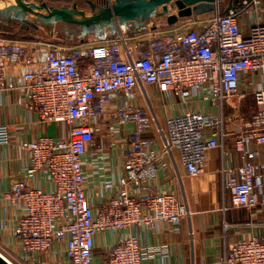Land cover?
<instances>
[{
    "label": "built area",
    "instance_id": "2783aa9c",
    "mask_svg": "<svg viewBox=\"0 0 264 264\" xmlns=\"http://www.w3.org/2000/svg\"><path fill=\"white\" fill-rule=\"evenodd\" d=\"M252 8L255 17L245 25L241 17ZM199 22L179 31L150 26L148 47L139 41L134 51L125 25L116 37L85 50L0 41V92L19 90L42 121L67 128L62 136L44 134L23 142L29 160L24 177L0 196L23 207L14 231L18 250H0L9 262L46 264V255L62 243L70 264H93L101 232L153 227L160 221L180 230L191 215L187 201L172 190L155 191L154 180L164 166L177 171L175 155L189 175L207 172L210 153L221 149L225 154L230 134L243 161L219 167L224 186L234 207L264 210V0H241L227 11L218 4L206 24ZM82 57L91 60L87 68ZM149 84L177 97L181 106L199 107L171 112L163 126L131 97L136 88L147 94ZM249 94L255 110L249 116L234 110L236 126L228 130L226 100ZM203 104L210 108L202 109ZM103 116L125 159L122 175L105 181L110 193L94 209L86 192L85 156ZM128 122L135 128L122 134ZM152 130L159 138L148 134ZM9 140L8 126L0 125V144ZM40 170L53 183L51 190L27 179ZM155 254L168 256L169 247L146 246L131 233L113 242L104 264H144ZM218 263L264 264V235L237 240Z\"/></svg>",
    "mask_w": 264,
    "mask_h": 264
},
{
    "label": "crops",
    "instance_id": "0c3cea01",
    "mask_svg": "<svg viewBox=\"0 0 264 264\" xmlns=\"http://www.w3.org/2000/svg\"><path fill=\"white\" fill-rule=\"evenodd\" d=\"M235 3V0H222L219 2V7L222 11H227ZM171 12L174 13V11ZM191 17L196 21L195 18L199 15ZM254 17L255 10L252 8L241 18L242 22L248 25ZM159 20L161 19L157 18L155 24ZM166 21L164 19L163 25L158 26V29L171 30L181 26L180 21L175 24H169ZM23 24V27L30 26L35 30L40 29V27ZM0 26L9 28L14 25L12 22L8 24L0 20ZM148 31L149 29L128 32L127 43L133 51L139 41L142 46L148 47ZM0 33H2L1 30ZM3 40L6 39L0 36V41ZM82 64L87 68L91 60L82 57ZM7 73L11 75L13 70H8ZM146 90L147 94H144L136 88L131 97L137 104L146 107L150 114L155 115L163 126L171 112L179 113L193 106L199 107L198 103L190 104L191 107L181 106L178 104L177 97L171 93H163L152 84L146 85ZM22 95L17 89L0 92V125L8 126L10 131L9 142L0 144V196L11 189L14 180L24 177V168L29 164V160L27 151L22 146L23 142L44 134L62 136L67 131V128L60 123L42 121L36 112L26 107ZM200 107L204 110L210 108L209 104H203ZM112 122L116 124L114 120ZM234 126L236 122L232 116L231 119H227L226 128L233 130ZM108 127V121L103 116L95 128V141L85 156L86 192L94 209H98L102 198L110 193L104 187L105 181L110 178L118 179L123 173L124 149L115 141L111 134L112 130ZM134 128L135 123L128 122L120 132L129 133ZM148 134L159 138L153 130ZM234 138L232 134L226 136L225 154L221 149L210 153L207 172L197 176L189 175L178 155H175L177 171L170 166L160 169L158 177L153 182V189L174 191L179 199L187 201L191 211V215L182 221L180 230L175 231L170 224L160 221L153 227L142 226L122 231L101 232L96 236L93 264H104L106 252L113 242L120 236L131 233H136L146 246L167 245L169 247L168 256L155 254L146 259L144 264H219V255L237 240L254 235H264V210L234 207L230 190L225 188L223 175L218 170L223 164L228 166L242 163L241 155L234 148ZM160 143L156 145L157 148L161 147ZM168 160L164 159V162ZM27 179L31 184L43 190L53 188V183L45 171H37ZM22 213L23 207L20 204L1 197L0 250L5 252L18 250L19 241L14 231L16 221ZM45 262L46 264H70L62 243L55 245L46 255Z\"/></svg>",
    "mask_w": 264,
    "mask_h": 264
},
{
    "label": "water",
    "instance_id": "95a60500",
    "mask_svg": "<svg viewBox=\"0 0 264 264\" xmlns=\"http://www.w3.org/2000/svg\"><path fill=\"white\" fill-rule=\"evenodd\" d=\"M0 1L4 2V6L0 8V20L8 24L15 19L39 28V23L52 24L56 21H65L83 26L84 34L92 26L97 35L106 38L116 34L121 25H125L131 32L147 29L148 20L155 16H166L169 24H175L183 17H191L215 9L222 0H115L113 4L106 7L101 6L96 2L97 0H87L94 10L89 16L77 5L75 7L54 6L40 0ZM235 1L240 3L241 0ZM171 3L177 5V12H171ZM30 17L36 18L39 23L34 22ZM161 25L163 20H159L153 27ZM0 264L12 263L0 254Z\"/></svg>",
    "mask_w": 264,
    "mask_h": 264
},
{
    "label": "rangeland",
    "instance_id": "374dc122",
    "mask_svg": "<svg viewBox=\"0 0 264 264\" xmlns=\"http://www.w3.org/2000/svg\"><path fill=\"white\" fill-rule=\"evenodd\" d=\"M40 1H46L49 5L54 6H68V7H77L79 9H83L86 11V15L89 16L93 14L94 10L92 8V5L87 0H40ZM40 1H36L37 3ZM96 1V0H95ZM101 6H108L109 3L107 0H97ZM3 2L0 1V7L2 6ZM98 9V8H97ZM171 11L177 12V5L171 3L170 7ZM43 12H47L46 10H43ZM214 9L198 13L195 16V19H200V24H206L208 20L213 16ZM159 18L163 20H167V17H158L155 16L148 20V24H152L151 26L156 25L155 20ZM34 22L39 23L36 18H31ZM195 21L192 17H183L179 21L181 26L180 28L182 30H185L187 28H190V26L193 25V22ZM178 21V22H179ZM189 21V23H187ZM10 22L13 23L14 26L7 27H1L0 30L2 33H0V36L4 37L6 40H20L28 43L30 47L32 46H38L41 48H53L55 50L63 51V50H74V49H80L85 50L90 48L91 46H94L95 44L105 42L108 40V38H114L117 35L111 34L109 37L102 38L100 35H97L95 28L90 26L87 33H83V26H79L74 23H69L65 21H56L52 24H44L39 23L40 29H33L30 26L23 27L24 24L20 20H11ZM9 22V24H10ZM167 22V21H166ZM168 23V22H167ZM188 24V25H185ZM185 25V26H184ZM177 26V25H176ZM180 28L177 30L179 31ZM147 29H150L149 27ZM144 30V29H141ZM140 31V30H139ZM138 32V31H137ZM226 108H227V119H231L233 116L234 110L239 111L241 113H244L245 115L249 116L253 113V111L256 108V102L255 98L252 94L247 95L243 98H232L226 100ZM231 112V113H230ZM232 115V116H231ZM154 129L156 128L155 123ZM2 253H4L2 251Z\"/></svg>",
    "mask_w": 264,
    "mask_h": 264
},
{
    "label": "bare ground",
    "instance_id": "6f19581e",
    "mask_svg": "<svg viewBox=\"0 0 264 264\" xmlns=\"http://www.w3.org/2000/svg\"><path fill=\"white\" fill-rule=\"evenodd\" d=\"M121 28H123V26L121 25ZM1 253V252H0ZM2 254V253H1ZM7 260H9L4 254H2Z\"/></svg>",
    "mask_w": 264,
    "mask_h": 264
},
{
    "label": "trees",
    "instance_id": "16d2710c",
    "mask_svg": "<svg viewBox=\"0 0 264 264\" xmlns=\"http://www.w3.org/2000/svg\"><path fill=\"white\" fill-rule=\"evenodd\" d=\"M64 1H69V0H64ZM239 3H235V5L234 6H237Z\"/></svg>",
    "mask_w": 264,
    "mask_h": 264
}]
</instances>
